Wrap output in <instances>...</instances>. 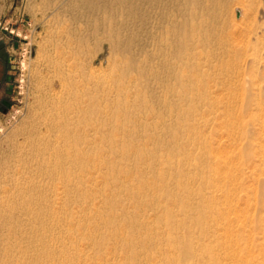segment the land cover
<instances>
[{
  "label": "bare ground",
  "instance_id": "bare-ground-1",
  "mask_svg": "<svg viewBox=\"0 0 264 264\" xmlns=\"http://www.w3.org/2000/svg\"><path fill=\"white\" fill-rule=\"evenodd\" d=\"M68 2L101 21L0 153V264H264V2Z\"/></svg>",
  "mask_w": 264,
  "mask_h": 264
},
{
  "label": "rangeland",
  "instance_id": "rangeland-1",
  "mask_svg": "<svg viewBox=\"0 0 264 264\" xmlns=\"http://www.w3.org/2000/svg\"><path fill=\"white\" fill-rule=\"evenodd\" d=\"M68 1L0 0V23H2L0 32L6 36L4 41L0 40V46L6 44L7 47H12L11 45L14 44V49L11 50L13 55L10 73L11 89L7 98L8 103L0 114V153L11 150L10 142L16 139L18 141L22 140L17 132L24 123L31 122L35 114L40 112V101L60 92L58 84L55 89L50 85L54 79V70L49 63L52 58H56V54L57 57H61L62 53H65L64 44L68 41L57 38V30L60 31L63 28L83 29L85 26L89 29L95 22L101 21L96 12L97 10L85 14L87 16H83L84 18L66 12ZM263 2L264 0H262ZM234 13V18L239 20V11ZM12 30L15 31V35L11 34ZM90 31L91 29L84 35L75 33L69 40L73 41L75 38L81 39L82 37L93 40ZM8 39L10 45H7ZM90 42L93 44V41ZM103 46L97 66L100 65L99 62L102 60L110 58L108 45L103 43ZM25 51H28V53H25ZM24 62L26 63L25 68ZM104 66H107V61H105ZM219 137V143L222 144L224 138ZM249 173L250 171H248ZM262 179L263 177H261ZM255 187L257 189L256 185ZM251 199L255 200V205L252 200L248 204L246 198H242L240 199L242 202L238 204L239 208L245 209L252 215L257 213L256 215L264 216V201L260 202L256 196H252ZM252 206H255V208Z\"/></svg>",
  "mask_w": 264,
  "mask_h": 264
},
{
  "label": "crops",
  "instance_id": "crops-1",
  "mask_svg": "<svg viewBox=\"0 0 264 264\" xmlns=\"http://www.w3.org/2000/svg\"><path fill=\"white\" fill-rule=\"evenodd\" d=\"M5 35L0 32V40L4 41L5 40ZM8 44H9V39H8ZM4 43V42H3ZM10 46H6V44L0 46V114L1 111H3L4 106L7 105V98L8 95L10 94V89H11V84H10V79H11V65L13 64L12 62V57L13 55L11 54V50L14 49V44Z\"/></svg>",
  "mask_w": 264,
  "mask_h": 264
},
{
  "label": "built area",
  "instance_id": "built-area-1",
  "mask_svg": "<svg viewBox=\"0 0 264 264\" xmlns=\"http://www.w3.org/2000/svg\"><path fill=\"white\" fill-rule=\"evenodd\" d=\"M1 27H2V23H0V28H1ZM7 31H8V29H7ZM11 34H12V35H15V31L12 30V31H11ZM25 53H28V51H25Z\"/></svg>",
  "mask_w": 264,
  "mask_h": 264
},
{
  "label": "water",
  "instance_id": "water-1",
  "mask_svg": "<svg viewBox=\"0 0 264 264\" xmlns=\"http://www.w3.org/2000/svg\"><path fill=\"white\" fill-rule=\"evenodd\" d=\"M238 16H239V14H238Z\"/></svg>",
  "mask_w": 264,
  "mask_h": 264
}]
</instances>
